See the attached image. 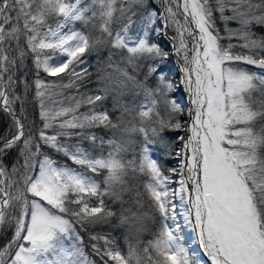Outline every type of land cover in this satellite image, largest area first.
Segmentation results:
<instances>
[{"label": "snow or ice", "instance_id": "snow-or-ice-1", "mask_svg": "<svg viewBox=\"0 0 264 264\" xmlns=\"http://www.w3.org/2000/svg\"><path fill=\"white\" fill-rule=\"evenodd\" d=\"M157 4L0 0V111L11 119L0 135V231L11 230L0 264H95L77 226L104 224L126 226L127 253L110 234H90L100 264H204L180 235L178 215L211 264H264V35L254 31L264 28V0ZM77 21L85 31L74 27ZM169 29L182 61L179 82L165 70L167 53L150 40ZM101 48L109 49L113 72L81 93L92 76L85 57ZM41 71L58 79H41ZM181 86L187 103L173 95ZM33 88L37 132L26 110ZM68 89L77 94L65 95ZM175 143L181 147L173 152ZM157 146L178 166L165 170ZM13 151L18 159L9 166ZM149 221L159 223L158 231L138 249Z\"/></svg>", "mask_w": 264, "mask_h": 264}, {"label": "trees", "instance_id": "trees-1", "mask_svg": "<svg viewBox=\"0 0 264 264\" xmlns=\"http://www.w3.org/2000/svg\"><path fill=\"white\" fill-rule=\"evenodd\" d=\"M90 3V0H85V4ZM147 3L149 4L150 7L155 8L158 6L157 0H147ZM90 14V13H89ZM157 25H159V21H157ZM74 27L77 30L85 31L84 26L82 25L81 22L77 21L75 22ZM223 25H221V28ZM233 27L235 25L233 24ZM254 31L257 33V35H264V28L262 27H256L254 28ZM132 34H135L134 32ZM161 34V33H160ZM160 34H151L150 35V40L153 43L158 44L164 52L167 53V59L164 60V66L165 70L167 71L169 77L173 80H175L178 76H176V72L174 70L175 68V60L173 56L171 55V47L166 38H160ZM113 52H116L117 50H112ZM108 57H109V49L108 48H101L99 52L93 53L92 55L86 56L85 59L89 65L88 71L92 74L91 76V83H88L86 87L80 88V92L84 93L87 91H90L92 89L100 87L99 83V76L103 75L104 73H111L113 72L112 68L108 67ZM112 60L114 62H119L120 61V56L119 55H113ZM27 64V77L29 81H32L35 79V69L32 63L31 58H29L26 61ZM120 67H124L123 64H120ZM99 70V71H98ZM131 72V69H129ZM41 79L51 81L54 79V77H48L46 74H44L42 71L40 73ZM139 78V77H138ZM67 81H65L66 83ZM131 87V85H129ZM19 91V89H18ZM76 90L75 89H68L65 91V95H76ZM173 95H175L178 98L177 93L175 92ZM131 97L129 95H126L123 99L124 102H127ZM179 99V98H178ZM28 103L26 104V110H27V115H28V124L33 132H37L40 128H42V121L40 119V109H39V104L38 102L34 99V88L29 91L28 97H27ZM112 99L109 97L107 101H105L106 106L111 109L112 108ZM17 109H19V105H17ZM81 112H86L87 108L82 107L80 109ZM113 115H119V112L113 113ZM181 119H187V116L181 117ZM11 125V119L10 117L0 111V135L8 134L9 129ZM98 135L103 136L105 139H108L110 137V133L103 131V130H95ZM179 133V132H178ZM177 132H172L169 133V137L174 138L178 134ZM136 140H140L141 138L139 136L134 137ZM85 147H88L87 142L84 144ZM177 146V143L173 144L172 149H174ZM46 153L52 156L53 159L57 160L59 163L64 164L67 163L69 166L76 167L79 170V166L72 165L71 161L67 160L66 157H64L60 153H56L51 149H45ZM137 151H139V148L137 146ZM107 154V146H105V155ZM155 158L158 159V162L162 164L165 168H171L173 165V158L172 156H167L164 153L163 149H160L158 146L155 149L154 152ZM126 160H131L133 158V155L131 152L126 153L125 157ZM18 159V154L16 151H13L9 154V156L6 159V163L11 166L13 163L16 162ZM97 179L102 180L103 176L97 177ZM146 178H141V187L143 184V181ZM156 224H154L152 227L149 225V229L147 232L148 235L150 236H155L156 234ZM155 229V230H154ZM77 231L80 233V235L83 237V245L82 247L84 248L85 253L88 255L89 259L95 261V264H100V260L98 259L97 256H95L92 252L91 245L93 241L90 239V234H110L112 237L116 238V243L117 245L121 248V250L126 254L127 253V244L125 243L124 240V235L126 233V226L125 227H120V228H113L109 224H104L101 225V227L95 226L94 228H90L88 231H84L80 229L79 226H77ZM11 237V230L9 229L8 231H0V245L3 243H6L7 239ZM120 238V239H119ZM123 239V240H122ZM139 246L138 249H142V240H141V235H139ZM130 242L132 244H136V238H130Z\"/></svg>", "mask_w": 264, "mask_h": 264}, {"label": "rangeland", "instance_id": "rangeland-1", "mask_svg": "<svg viewBox=\"0 0 264 264\" xmlns=\"http://www.w3.org/2000/svg\"><path fill=\"white\" fill-rule=\"evenodd\" d=\"M161 22L159 21V24H160ZM174 35V32L171 30V29H169L168 31H167V35H165L163 32H161V34H160V38L162 39V38H166L167 40H168V42H169V44H170V47H171V37ZM171 55L173 56V58H174V60H175V68H174V70H175V72H176V76H178L176 79H175V81H177V82H179L180 81V79H181V76H182V73H181V71H180V68H181V66H182V61H180V60H178V58L175 56V54H174V50H173V48L171 47ZM177 93V95H178V98L179 99H181V100H184L185 101V103H187V93L184 91V89H183V86H181L180 87V89L176 92ZM184 132L183 131H181V132H179L176 136H182V134H183ZM180 147H181V145L179 144V143H177V146L173 149V152H175V150H177V149H180ZM172 158H173V165H172V167H177L178 166V164H179V162H180V160L178 159V158H176L174 155L172 156ZM174 179H176V177H174ZM176 185H173V187H175ZM175 203H177V212L178 213H183V208H181L180 206H179V200H178V198H177V200L175 201ZM158 215V214H157ZM178 221L181 223V225H182V230H181V232H180V235H182V236H184L185 237V244H186V246H188L189 247V249H190V253L192 252V251H195V252H197V254L200 256V258L202 259V257H201V255H200V253L193 247V244H192V238H191V235L189 234V232H188V227H191V226H189V225H185L184 224V221H183V216L182 215H178ZM149 225H151V227L154 225L151 221H149V222H147V228L149 229ZM98 227H101V225H98ZM158 228H159V223L157 222L156 223V233H157V231H158ZM154 229V230H155ZM148 231V230H147ZM147 231H145V232H143V233H141L140 235H141V242H142V248L145 246V245H147V243H148V241L149 240H152V239H154L155 238V236H150V235H148V233L149 232H147ZM120 239V238H119ZM123 240V239H122ZM208 258V257H207ZM99 259V258H98ZM209 259V261L211 262V260H210V258H208ZM203 260V259H202ZM204 264H206L205 262H204Z\"/></svg>", "mask_w": 264, "mask_h": 264}, {"label": "bare ground", "instance_id": "bare-ground-1", "mask_svg": "<svg viewBox=\"0 0 264 264\" xmlns=\"http://www.w3.org/2000/svg\"><path fill=\"white\" fill-rule=\"evenodd\" d=\"M184 135H185V133L182 134V136H184ZM184 158L186 159V156H185ZM188 232H189V234L191 235L193 247H194L197 251H199V253H200V255H201L202 257L206 256V255L204 254V252H203V249L199 247L198 243L194 242V241H195V235H196V234L192 231V228H191V227H188Z\"/></svg>", "mask_w": 264, "mask_h": 264}]
</instances>
